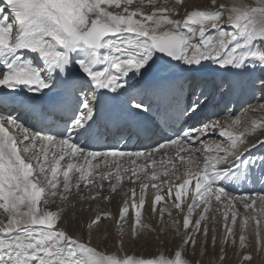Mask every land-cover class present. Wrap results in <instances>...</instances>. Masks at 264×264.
Wrapping results in <instances>:
<instances>
[{"label":"snow or ice","instance_id":"6c2138e0","mask_svg":"<svg viewBox=\"0 0 264 264\" xmlns=\"http://www.w3.org/2000/svg\"><path fill=\"white\" fill-rule=\"evenodd\" d=\"M148 3L153 6L150 14L141 13L139 8L129 11L133 0H123V5L121 0H0V86L9 90L24 87L35 93L48 89L51 102L39 106V115L34 118L47 120L56 129L48 134L25 127L8 111L7 96L3 98L0 110L6 114H0V264H193L186 258L185 249L189 245L195 248L198 235L207 243L214 201L215 211L219 212L221 206L225 209L223 244L229 240L236 244L237 203L245 209L240 248H245L243 229L250 219L255 220L257 243H261L264 194L232 196L219 186V181L230 173L236 175L232 169L241 163L247 167L252 162L251 158L242 160L244 153L257 145L264 147V122L254 121L237 134L231 129L241 123L239 116L230 125L227 120L217 119L173 137H162L163 142L157 141L146 151L87 147L98 139L97 116L103 117L106 105L118 97H123L122 104L129 105L125 109L128 112L146 113L153 106L157 111H167L173 100L181 115L198 110L199 103L191 109L179 107L182 82L141 83L157 53L187 65L211 60L220 67L264 69V0H232L230 7L212 0L207 8L194 6L185 11L181 19L170 18V10L156 7L155 0ZM112 5L122 11L108 10ZM25 53H34L35 57ZM260 86L264 89V81ZM36 107L33 105V110ZM259 107L264 109V104ZM57 113L62 115V124L52 119ZM110 123L120 126L130 122ZM10 128L18 131L14 134ZM217 129L219 136L226 139L223 143H207L204 138ZM74 133L83 138L85 147L72 142ZM173 151L175 155L168 156L169 163L179 157L188 169L176 176L182 182L174 186L169 180H161L162 175L169 177L168 171L161 174L157 168H150V164H157L158 153L168 155ZM78 159L82 162H75ZM125 163L130 166L125 167ZM125 180L133 185L139 183L138 202L134 187L130 201L126 198L119 208L118 217L111 212L89 215L87 242L74 238L63 227V206L71 204L75 208L70 196L81 203L109 200ZM193 180L195 184L189 192ZM105 181L109 182L107 194ZM164 184H168L166 190ZM150 187L155 190L151 209L159 212L161 223L167 209L157 205L165 197L181 217L174 219L167 211L169 230L181 241L174 256L144 259L120 256L119 250L105 254L92 246L94 227L108 218L119 224L133 212L135 224L141 227L133 228L132 237L139 239L142 232L156 231L142 220L145 190ZM57 198L61 206L56 211L49 210ZM198 208L201 211L193 220ZM211 219L215 221V216ZM211 232L215 245V227ZM241 254L246 264H252L250 251ZM219 259L223 264L224 257Z\"/></svg>","mask_w":264,"mask_h":264},{"label":"bare ground","instance_id":"6f19581e","mask_svg":"<svg viewBox=\"0 0 264 264\" xmlns=\"http://www.w3.org/2000/svg\"><path fill=\"white\" fill-rule=\"evenodd\" d=\"M201 1L200 5L198 2ZM123 5V0H121ZM194 2H197L194 4ZM219 3H224L227 7L231 6L232 0H218ZM212 0H155L156 7H166L176 14L181 12L184 15L185 11L193 10L194 6H198L201 9L207 8L208 4H211ZM140 9L141 13L150 14L153 10V6L148 3V0H133V4L129 6V11H136ZM110 11H122V8L117 9L115 5L108 8ZM181 15V16H182ZM139 18V17H137ZM26 55L35 57L34 53H25ZM38 62V61H37ZM76 71L79 72V66L76 65ZM3 69L0 68V71ZM144 71V70H142ZM83 75V73H81ZM132 75L131 73L129 74ZM253 76V77H252ZM155 80L158 84L166 81L170 82H182L184 85L183 92L179 95V107L183 109H189L195 103H199V108L194 113L192 111H186L183 115L176 109V101H172V105L165 111L163 108L157 111L155 106L152 107L146 113H138L135 110L128 112L125 109L129 107L127 103L122 104V107L114 109L113 113H106L104 115L97 116L98 120V139L95 142H90L87 147L89 150H107L109 146H115L116 148L124 151H136V150H149L151 147L156 146V142L161 141L162 137H173L174 134H179L188 128L200 127L203 123H209L213 120H227L228 124H231V120L237 116H233L236 109L243 107L241 123L233 126L231 130L239 133L246 126L252 122H264V109H260L259 105L264 104V89L261 88V81H264V69L260 67H245L236 69L231 66L220 67L213 61L204 62L200 65H187L183 61H178L176 64H169L162 58L155 55L153 61L150 62V66L145 71L146 79ZM200 79L201 88L199 87L198 95L203 92L204 98L197 101L198 95L194 96L193 91L197 85L196 79ZM139 79V77H136ZM141 83L144 85V82ZM131 82H135L134 80ZM216 84L215 92H212V88ZM199 84V82H198ZM194 85V87H193ZM230 85V86H229ZM145 86V85H144ZM222 86V87H221ZM256 88V89H255ZM55 91V90H53ZM254 92L253 95L252 93ZM211 93H216V96L209 99L208 96ZM185 95V97H183ZM215 95V94H214ZM7 96V104L10 106L8 111L13 117L18 118V121L23 123L25 127L30 128L32 131H43L48 134H52L56 129L52 125L44 126L39 124L36 120H28L24 114H22L23 106L19 107L15 104V99L19 97L45 99L48 96H52L48 89H44L42 92L35 93L30 92L24 87L18 89L9 90L0 86V109L3 108L5 103L4 97ZM199 98V97H198ZM123 97H121V100ZM10 100V102H8ZM45 105L44 101L41 104ZM191 106V108H192ZM14 109V110H12ZM0 114H6L5 111L0 110ZM240 114V113H239ZM60 120L63 121L62 115ZM136 119L144 120L147 126L145 134H140L138 131L131 128V124ZM113 120H127L129 125L114 126L110 122ZM197 121V122H195ZM59 124H61L58 121ZM14 134L18 130L12 128L9 129ZM257 131H260L258 129ZM207 143L213 141H219L223 143L226 138L219 136V129L213 134L204 138ZM72 142L79 143L81 147H85L83 138L80 135L73 134ZM27 143V142H25ZM199 147V145H196ZM39 150V141L37 142V149ZM175 155V152H170L168 155L158 153L155 157L157 164L151 165L150 168H157L158 171L163 174L165 171L169 172V177L161 176V180H169L173 186L177 181V175H183L188 169L184 166L183 162L176 157L175 160L169 163L168 156ZM51 157H49L50 159ZM252 160L247 167L240 164L239 168H233L232 171L236 175L231 173L219 181L226 192L232 196H245L252 194H264V147L257 145L255 148L250 149L244 153L242 160ZM77 163L82 162L81 159L75 161ZM96 162V161H93ZM141 161H138V163ZM62 163H64L62 161ZM172 164L176 165V168L172 167ZM202 167V165H201ZM178 169V171H177ZM192 171H195L193 168ZM160 183V181H158ZM195 181L193 180L190 185L189 192L194 187ZM135 187L136 199L138 202L140 191L139 183L135 185L128 180H125L117 188L116 192L111 194L109 200H97L89 203H81L78 199L69 197L72 204H75V208L71 204L63 206L64 212L62 213L64 223L63 227L74 236L76 239H82L87 242L88 229L86 227L89 215H95L97 212H111L114 216L118 217L119 208L123 206V201L128 198L131 199V190ZM168 184L163 185V189L166 190ZM81 191H86L82 188ZM109 191L108 186L105 187V194ZM145 206L141 209L142 220L145 225H151L156 229L154 232H142L139 239L132 237L131 233L133 228H140V225L135 224L134 212L125 220L116 224L111 218L104 219L99 224L98 228L92 230L91 233V245L97 247L99 251H104L105 254H115L119 250V255L124 256L132 255L136 258L151 259L159 255H165L169 258L174 256L177 245L181 243L180 237L177 236L174 231L169 230L171 221L168 218L167 211L172 212L174 219H181L177 214V210L174 209L172 201L165 197V201L157 205V208L164 207L167 209L164 213L163 223L159 212H153L151 209V200L154 198L155 190L151 187L145 190ZM223 199V198H222ZM43 202V201H41ZM226 203V202H225ZM61 206L59 198L56 200V204L49 206V210L56 211L57 207ZM216 202H213V210L209 213L210 221L211 217L215 216L216 226L224 229L223 211L225 210L221 206L219 212L215 211ZM237 207V209H236ZM259 208V204H257ZM238 212L237 224L235 226V235H239L241 224L243 221L242 210H245L239 203L235 206ZM201 209H196L193 212L192 219L198 218ZM186 212V209H185ZM245 214V213H244ZM251 210L248 215L250 216ZM231 212H229V217ZM209 221V222H210ZM253 219H250L248 223L251 226ZM208 222V223H209ZM164 228L165 231L160 229ZM183 232V229H181ZM224 231H220L216 234L217 238L224 236ZM123 233V235H121ZM123 241V249L120 250V241ZM173 246L176 248L170 253H166L164 248ZM202 235L197 236V244L195 248L199 251L202 247ZM149 248H158V251L154 253L149 252ZM187 258V257H186ZM188 259V258H187ZM201 261V260H200ZM201 263V262H200Z\"/></svg>","mask_w":264,"mask_h":264},{"label":"rangeland","instance_id":"374dc122","mask_svg":"<svg viewBox=\"0 0 264 264\" xmlns=\"http://www.w3.org/2000/svg\"><path fill=\"white\" fill-rule=\"evenodd\" d=\"M197 2H194V4ZM201 1L198 2V5H200ZM204 3H206V0H204ZM210 4L207 5V7ZM211 10V9H210ZM178 14V15H177ZM181 12L178 11V13L173 14L172 12H170V18H175V19H181L183 17V15L181 16ZM211 60H206L203 61L204 62H209ZM253 77V76H252ZM203 79V78H200ZM199 79V80H200ZM199 82V84H198ZM197 85L195 86V89L193 91L194 96L198 95L199 92V87L201 86V81H198ZM222 87V86H221ZM201 88V87H200ZM256 89V88H255ZM215 94V95H214ZM213 94V97L216 96V93ZM253 95L254 92L252 93ZM205 96V94L203 92H201L198 97H197V101H200L201 99H203ZM185 97V95L183 96ZM192 104L189 106V109H191ZM242 111H243V107H240L238 109L235 110L233 116H241L242 115ZM240 113V114H239ZM243 118V116H241ZM197 122V121H195ZM96 163V162H93ZM130 165L128 163H125V167H129ZM79 174L77 173L76 176H78ZM108 181H105V187L108 186ZM73 197V196H72ZM43 202H41L42 204ZM237 209V207H236ZM245 210H242V215L244 216L245 214ZM252 214H250L251 216ZM261 224L259 227V236H260V240L261 243H257V234H256V224H255V220L253 219L251 226L250 223H248L247 228L243 229V234L245 235L246 239H245V248L241 249L239 246V235L241 234L242 229H240L239 235H235V239H236V244L233 245L231 243V241L229 240V242L227 244H223L222 243V235L220 236V238L216 237V243L215 245H213L212 243V232L211 229L213 227H215L216 229V234L218 232V229L220 231H224V229L222 227L216 226V222L215 221H210V218L208 220V227H209V234H208V239H207V243L205 244L204 241V237L202 236V248L197 251L196 248H193L191 245H189L185 251L187 253V258L190 262H193V264H221L220 261V257L223 256L224 260H223V264H246V262L243 261V256H242V252L245 251H250L252 253L253 256V260H252V264H264V216H262L261 218ZM224 249V251H221V249ZM176 248H174L173 246L170 247H166L164 248V251L166 253H170L172 251H174ZM149 252L151 251V253H154L155 251H158V248H149L148 249ZM201 260V261H200ZM201 262V263H200Z\"/></svg>","mask_w":264,"mask_h":264},{"label":"water","instance_id":"95a60500","mask_svg":"<svg viewBox=\"0 0 264 264\" xmlns=\"http://www.w3.org/2000/svg\"><path fill=\"white\" fill-rule=\"evenodd\" d=\"M157 55L169 64H176L179 61V60H172L170 57H168L162 53H157Z\"/></svg>","mask_w":264,"mask_h":264}]
</instances>
